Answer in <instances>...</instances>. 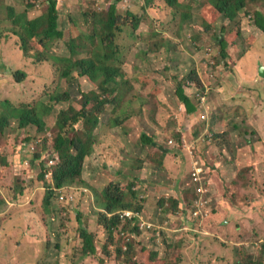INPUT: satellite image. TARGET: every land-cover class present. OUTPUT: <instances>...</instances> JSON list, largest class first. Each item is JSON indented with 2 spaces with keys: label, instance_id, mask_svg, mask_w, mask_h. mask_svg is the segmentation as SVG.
Instances as JSON below:
<instances>
[{
  "label": "rangeland",
  "instance_id": "1",
  "mask_svg": "<svg viewBox=\"0 0 264 264\" xmlns=\"http://www.w3.org/2000/svg\"><path fill=\"white\" fill-rule=\"evenodd\" d=\"M111 2L57 0L62 28L69 33L58 39L51 51L59 55L68 52V39L89 34L94 28V19L87 13L107 10ZM179 2L178 11L167 0H154L151 5L147 0L120 3L123 18L133 11L143 20L136 33L132 27H125L119 42L122 66L133 86L120 91L112 90L113 85L109 87L110 99L120 97L125 90L127 95L120 109L111 103L102 114L100 139L91 156L93 164L86 165L84 176L99 193L112 181L141 186L140 199L146 202V216L158 230L140 235L129 232L127 237L129 241L136 239L137 247L143 242L150 250H160L163 260H169L165 257L168 244H172L176 254L183 257L181 264H264V79L259 67L264 64V35L254 21L255 11L264 13V0H251L250 14L243 11L238 26L230 25L238 29L239 35L224 29L228 21L223 17L206 33L202 28V0ZM8 7H14V12ZM25 10L22 0H0V116L7 101L20 107L39 104L42 109L41 102L50 103L53 93L70 91L73 97L55 104L47 114L39 108L48 125L45 130L33 124L20 128L19 120L11 117L9 125L0 131V192L5 198L0 216H17L8 230L3 228L4 219L0 220V264H134L119 253L129 250L120 231H116L113 243L101 225L102 209L97 206L95 191L86 193L88 187L80 183L68 185L66 193L59 190L60 196L54 198L51 210L45 205L47 184L41 174L46 169L52 180L53 170L63 162L61 159L60 163H51V153L56 149L52 139L59 131L60 112L71 106L81 109L83 93L98 86L87 77L62 78L54 59L41 62L36 50L28 52L20 46L19 37L14 34L17 26L9 14L13 19L17 12ZM47 10L48 0H38L28 15ZM183 10H190L192 19L183 20ZM159 30L162 33L157 36ZM159 39L167 40L166 45L160 53H153L151 49ZM223 39L229 42L225 59L219 52V41ZM19 69L27 74L21 81L15 76ZM191 71L199 72L206 90L185 88V95L188 93L198 107L189 114L178 86ZM75 74L79 76L77 71ZM141 77L151 81L144 84ZM205 96L210 115L207 120L202 118L205 109L201 102ZM11 110L12 107L7 109ZM130 113L137 117V127L131 119H125ZM119 116L124 121L116 129L103 126ZM236 117L242 119L236 121ZM215 121L221 124L220 129ZM78 127L85 125L81 122ZM143 132L156 138L158 148L173 151L168 169L142 159L152 151L151 146L142 143ZM179 135L183 140H179ZM172 139L178 148L172 149ZM38 151H44L46 162L36 157ZM55 152L58 158L60 152ZM193 156L195 160L204 159L211 176L208 215L200 225L191 224L190 212L174 215L161 205L165 197L182 196L184 187L189 186ZM84 228L96 234L98 255L86 256Z\"/></svg>",
  "mask_w": 264,
  "mask_h": 264
},
{
  "label": "trees",
  "instance_id": "2",
  "mask_svg": "<svg viewBox=\"0 0 264 264\" xmlns=\"http://www.w3.org/2000/svg\"><path fill=\"white\" fill-rule=\"evenodd\" d=\"M23 4H26V10L17 12L15 17L12 19V13L14 7H8L11 10L9 14L10 20L17 26L14 30V34L19 37L20 46L25 51H37L39 60L41 62L55 60L61 70L62 78L68 80H75L77 78L87 77L94 83L96 82L98 88L83 93L82 108L79 109L75 106L62 109L58 119L59 131L53 142V146L56 148L54 151H59L61 154L62 161L60 165L55 167L52 176L53 179H48V172L41 174V178L47 184V193L44 198L47 209L53 208L54 198H59V190L68 187V185L78 184L89 187L91 191L96 192L97 206L102 209L99 211L101 218V225L110 234L111 242H116L117 236L116 231H120V235L124 238L123 241L129 246L128 251L121 250L119 253L121 257H128L129 262L134 264H181L183 257L176 254V246L168 244V253L165 259H161L160 250H150L145 243H138L136 246V239L127 237L129 232L136 234H143L144 231L141 229L142 220L140 218L123 220L120 216V212L125 210L141 211L145 215L147 214L146 202L140 199V185L132 184L125 185L120 182L112 181L108 184L100 193L96 186H94L87 178L85 173L87 172L86 165L93 164L91 156L96 151L97 142L100 139V133L98 129L103 124L102 114L107 111L108 104H115L118 109L123 105L127 91L121 94L120 97H115L114 100L110 99L107 94L114 91H120L125 89V86H133L132 80L129 78L127 70L124 68L121 60V49H120V36L125 27L130 26L136 30L140 29L143 20L133 11H128V15L123 18V14L119 13L120 3L126 0H113L110 7L105 10H92L87 13L88 16L94 19V28L89 34L79 35L78 37H71L67 42L70 50L65 54H57L52 52V46L55 45L58 39L68 36V30L63 29L61 25V11L57 7V0H48V10L36 14L30 17L28 10L36 7L38 0H22ZM151 5L154 0H147ZM251 0H202L201 12L205 14L204 21H202V28L206 33L214 29L215 22L221 17L227 19L228 25L224 27L225 30L232 29L239 35V31L236 28L234 30L232 26H238L239 17L243 11H249V3ZM170 7L175 10H180L177 7L180 6L179 0H167ZM177 8V9H176ZM21 13V14H20ZM193 13L190 10H183V20L192 19ZM254 21L256 28L264 35V13L261 10H257L254 13ZM232 25V26H230ZM224 30V31H225ZM162 32L159 30L156 35H160ZM73 31L71 33V36ZM219 39V36L217 37ZM65 39V38H64ZM220 40V39H219ZM164 39H159L156 46L151 51L153 53H160L166 45ZM230 42H233L230 39ZM220 54L222 58H227L226 50L229 48L228 40L219 41ZM147 54V53H146ZM146 54H144L146 56ZM42 55V56H40ZM77 71L78 75L75 74ZM24 70H18L15 73L18 81L24 80L26 77ZM144 82H149V77H141ZM154 79H152L153 81ZM154 83H152L153 85ZM113 85V86H112ZM109 89V87H111ZM195 87L199 91L204 92L206 87L198 71H191L178 86V94L180 99L183 101V105L186 108L187 113H194L195 109H198L193 99L185 95V88ZM158 89V86L156 87ZM186 88V89H187ZM161 89V87H159ZM70 91L57 92L50 95V103L41 102L42 109L38 105H24L22 107L14 105L12 102L7 101L4 105V112L0 116V131H3L5 127L9 125V120L15 117L19 120V127H26L30 124L37 125L41 130L47 128V122L42 117V113L47 114V110H52L55 104H59L64 101L72 99ZM131 101V100H130ZM12 107L10 112L8 108ZM42 111H40V109ZM123 110V109H122ZM196 112V111H195ZM133 114H127L125 119H132ZM117 117V116H116ZM123 118L120 116L116 119H111L110 122L105 123V128H114L121 125ZM83 122L85 127H78V124ZM115 126V127H114ZM179 140H183L182 135L178 136ZM142 143L145 147L151 146L152 151L148 153V157L142 158L147 163L152 162L154 166H159L162 170L168 169V156L174 154L173 151L165 150V153L158 150L159 145L156 142L155 137H150L143 132L141 137ZM178 140V139H176ZM122 142V139L120 138ZM171 141H174L173 139ZM170 141V144H171ZM175 142V141H174ZM45 152L49 151L47 146L48 139L45 140ZM173 148H178V143L171 144ZM144 147V148H145ZM150 148V147H149ZM51 149V148H50ZM36 157L43 159L46 162L44 151H38ZM195 157V156H194ZM196 159V157H195ZM200 163L205 167L206 165L202 162L204 159L198 157ZM46 166H48L45 163ZM101 163V168H102ZM49 167V166H48ZM207 169V167H206ZM51 171V170H50ZM210 171H206L204 174L205 184L210 188V183L207 180V175ZM188 185L185 186L182 191V196H173L171 198L165 197V200L161 202V205L167 209V212L174 213V215L190 212L192 215V204L196 198V185L192 179V171L189 173ZM187 183V182H186ZM24 191L23 189L20 190ZM90 191V192H91ZM89 193V192H86ZM184 195V197H183ZM210 196V195H209ZM5 202L3 194L0 192V206ZM105 211V212H104ZM212 213V211H209ZM113 214L112 217L109 215ZM190 216V215H189ZM149 218V216H147ZM193 222L191 224H201L203 221L201 218H196L193 215L190 216ZM150 220V219H149ZM152 221V219H151ZM157 226V225H156ZM165 229V228H164ZM158 230V226L155 231ZM125 234V236H124ZM82 237L85 240L84 252L86 256L98 255V246L96 244V234L90 231L88 228H84L82 231ZM167 243V241H166ZM110 246V245H109ZM109 246L106 250L108 252ZM248 249V248H247ZM136 258V259H135ZM175 262L172 263V260ZM47 264H60L47 263ZM263 264V263H255Z\"/></svg>",
  "mask_w": 264,
  "mask_h": 264
},
{
  "label": "built area",
  "instance_id": "3",
  "mask_svg": "<svg viewBox=\"0 0 264 264\" xmlns=\"http://www.w3.org/2000/svg\"><path fill=\"white\" fill-rule=\"evenodd\" d=\"M206 105H207V96L203 97L201 106L206 110ZM207 112L204 111V115L202 116L203 120H207ZM174 141H171V144H174ZM56 153H51V163H60L61 161V155L58 156V158L55 156ZM50 157V154H49ZM193 169H192V179L193 182L196 185V198L194 199V204H192V215L196 218H201L204 219L208 215L207 209L209 208V197L208 194L210 192V188L205 184V178L204 174L206 173L207 169L206 167L199 162V160H195V157L193 156ZM68 188V187H66ZM60 189L62 191L61 193L64 194L65 189ZM86 191H89L87 188ZM74 198V195H73ZM121 218L123 220H128V219H135V218H140L142 220V225L141 229L143 231H155L156 225L152 223L151 221H148L146 219V215L143 214L141 211H134V210H125L119 213ZM110 216H113V214H110Z\"/></svg>",
  "mask_w": 264,
  "mask_h": 264
},
{
  "label": "crops",
  "instance_id": "4",
  "mask_svg": "<svg viewBox=\"0 0 264 264\" xmlns=\"http://www.w3.org/2000/svg\"><path fill=\"white\" fill-rule=\"evenodd\" d=\"M260 66H264V64H261ZM259 66V67H260ZM207 113H208V111H207V109L205 110ZM210 116V115H209ZM137 117H132V119H131V123H133V126L135 127H137V125H138V120L136 119ZM242 119V117H236V118H234V120H236V121H239V120H241ZM215 124H216V126L220 129L221 128V124L220 123H217V121H215ZM193 125V124H192ZM191 128V127H190ZM189 128V129H190ZM188 129V130H189ZM188 130L187 131H185V132H183V133H186V132H188ZM126 134H127V131H125V136H126ZM158 150H160V151H162L163 153H165V149H162V148H158ZM169 155H171V156H168V162L170 163V161H171V158H172V154H169ZM190 159V158H189ZM191 161H192V159H191ZM92 165V164H91ZM168 168H169V165H168ZM192 171V165H191V167H190V169H189V172H188V174L190 173ZM208 176V179H209V183L211 182V176H210V174L209 175H207ZM188 179H189V177H188ZM211 185V184H210ZM183 197H184V195H183ZM9 202V201H8ZM8 202H6V203H8ZM3 204H5V202L3 203ZM162 212H163V210H162ZM3 216V215H2ZM0 216V220L3 218L4 220H6V221H8V222H4V220H3V228H6L7 230L9 229L8 227H9V225H10V223L15 219V218H17V216L15 215L14 216V218H13V216H10L9 218H7V219H5V217L3 216ZM148 218V217H147ZM1 225V224H0ZM1 239V238H0Z\"/></svg>",
  "mask_w": 264,
  "mask_h": 264
},
{
  "label": "clouds",
  "instance_id": "5",
  "mask_svg": "<svg viewBox=\"0 0 264 264\" xmlns=\"http://www.w3.org/2000/svg\"><path fill=\"white\" fill-rule=\"evenodd\" d=\"M206 112V111H205ZM207 115H209L208 113H207ZM208 118V117H207ZM47 153H49V151H46L45 152V154H47ZM53 153H56L55 151L53 152ZM61 155V154H60ZM48 158H49V156H48ZM48 165H49V163H48ZM88 189H89V191H87V192H90L91 191V189L88 187ZM146 219L148 220V221H151V220H149L148 218H147V216H146ZM152 222V221H151ZM153 223V222H152ZM155 224V223H154ZM144 232H148V231H144Z\"/></svg>",
  "mask_w": 264,
  "mask_h": 264
},
{
  "label": "water",
  "instance_id": "6",
  "mask_svg": "<svg viewBox=\"0 0 264 264\" xmlns=\"http://www.w3.org/2000/svg\"><path fill=\"white\" fill-rule=\"evenodd\" d=\"M260 77L264 79V66H260Z\"/></svg>",
  "mask_w": 264,
  "mask_h": 264
}]
</instances>
